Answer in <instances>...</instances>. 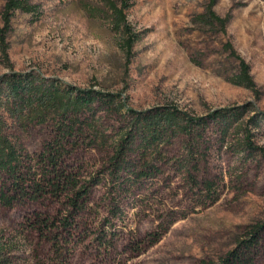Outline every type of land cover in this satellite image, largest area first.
<instances>
[{
  "label": "rangeland",
  "instance_id": "obj_1",
  "mask_svg": "<svg viewBox=\"0 0 264 264\" xmlns=\"http://www.w3.org/2000/svg\"><path fill=\"white\" fill-rule=\"evenodd\" d=\"M104 1L28 0L34 10L15 12L6 29L0 0V80L42 78L115 97L69 119L76 133L60 167L75 191L87 190L82 213L72 214L74 192L31 201L0 172V189L15 199L0 203V264H219L264 225V0H215V14L230 17L223 30L198 20L209 0H129L126 20L140 37L128 54ZM239 60L256 92L233 84ZM13 106L0 97V138L28 180L59 140L61 106ZM172 109L181 126L221 109L241 115L226 134L207 120L199 133L175 132L142 152L134 118ZM122 135L134 139L118 170ZM257 242L250 264H264V232Z\"/></svg>",
  "mask_w": 264,
  "mask_h": 264
},
{
  "label": "trees",
  "instance_id": "obj_2",
  "mask_svg": "<svg viewBox=\"0 0 264 264\" xmlns=\"http://www.w3.org/2000/svg\"><path fill=\"white\" fill-rule=\"evenodd\" d=\"M214 4L215 0H209L208 6L205 8L204 13L199 15L198 20L203 25L211 28L218 27L223 30L226 28L230 17L220 18L217 16L213 11ZM104 6L109 26L113 32L122 37L123 48L128 54L140 37L139 33L132 31L126 20V12L130 8L129 0H105ZM33 10L34 8L30 6L28 0H5L1 17L6 29L9 27L15 12L30 13ZM229 49L231 55L235 56L231 47ZM0 50L5 55L6 51L3 48ZM239 64L240 74L234 79L233 84L256 92V86L249 74V67L241 60H239ZM60 85H63L64 90H62ZM2 95L5 97V100L10 101L14 105L12 110L20 112V114L22 110L29 106L38 107L41 111L55 108L56 104H60L59 110L62 113L59 116L63 119L58 133L59 140L57 143L51 144L52 146H47L41 157L44 168L39 175H32L26 180L25 175L18 172L19 159L15 147L1 138L0 172L7 174L11 179L13 188L15 190L20 189L23 197L31 201H38L48 196L58 197L70 191L74 192V197L69 199L70 207L73 210L72 214L76 216V214L82 213L87 208V190L81 188L75 191L76 184L73 183L72 177L63 172L60 167V163L62 162L61 152L70 145L72 137L76 133L75 122L69 119L74 117L77 120L76 118L79 113L89 111L95 104L98 106H113L115 98L113 94L93 90H79L65 84H58L57 82L53 84L42 78H18V76L12 75L10 77L5 76L0 80V97ZM240 115L238 110L221 109L212 112L205 119L187 118L185 119L187 125L181 126L179 124L173 125L179 113L177 110L172 109L152 114H139L134 118L132 126L135 134L139 136L138 146L141 151L150 152L159 151V146L168 139L169 135L175 132L189 133L190 129L196 128V133H199L201 128L207 123V120L216 122L220 126L221 132L226 134L231 124L238 121ZM251 136V133L247 134L246 146L250 150H256L252 147ZM130 137L131 139H127V136L122 135L118 141L117 155L114 158V166L118 170L128 168L124 155L129 146L133 144L134 137L133 135H130ZM140 175H143V173L141 172ZM14 200V198L5 195L3 188L0 189L1 204L9 206ZM46 221H42V223L46 224ZM63 227V230L66 232L72 229V225L66 220L63 222ZM166 231L167 228L153 233L151 235V244L156 243ZM261 232H264V225L253 230L250 239L240 243L238 249L230 252L219 264H250V252L258 243L257 238Z\"/></svg>",
  "mask_w": 264,
  "mask_h": 264
}]
</instances>
